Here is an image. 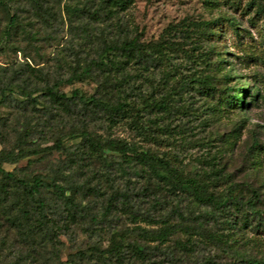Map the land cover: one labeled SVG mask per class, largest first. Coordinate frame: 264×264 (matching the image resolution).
<instances>
[{"label":"rangeland","instance_id":"rangeland-1","mask_svg":"<svg viewBox=\"0 0 264 264\" xmlns=\"http://www.w3.org/2000/svg\"><path fill=\"white\" fill-rule=\"evenodd\" d=\"M117 1L95 15L88 11H99L100 0H41L45 14L37 16L31 0H14L26 31L11 37L4 34L7 17L0 7V75L22 71L20 77L32 88L68 77L76 55L98 57L104 38L138 35L159 43L149 48V60L117 56L107 71L95 69L90 77L60 85L68 94L74 88L86 95L112 91L113 98L137 106L138 117L130 110L113 118L91 116L52 102L40 90L32 94L37 101H30L12 86L6 93L13 101L0 112V152L15 145L44 147L61 128L86 124L100 138L124 139L168 159L212 191L229 194L230 201L214 210L153 165L110 148L98 154L70 133L59 150L3 166L46 177L60 171L63 182L86 186L77 196L98 217L116 190L129 195L130 206L119 198L109 220H94L69 215L57 200L48 240L38 233L26 236L0 208V264H246L247 257L264 259V217L254 215L249 204L264 211V0ZM205 78L208 84L199 83ZM242 87L248 91L245 106L228 102ZM160 101L166 106H157ZM175 209L208 216L190 221L193 228H188ZM33 218L37 223L36 213ZM114 238L121 241L118 254L90 250L107 248Z\"/></svg>","mask_w":264,"mask_h":264},{"label":"trees","instance_id":"trees-1","mask_svg":"<svg viewBox=\"0 0 264 264\" xmlns=\"http://www.w3.org/2000/svg\"><path fill=\"white\" fill-rule=\"evenodd\" d=\"M31 1L35 7L34 13L37 16H44L45 12L41 10L43 8L41 0ZM13 2L14 0H0V7L7 17L4 34L10 37L16 34L20 29L26 31L20 22L19 12L14 9ZM113 2L118 3L117 0H100L99 9L97 8L99 11H91L89 9L88 12L90 14L93 12L95 15L102 14V11H106V6L111 5ZM72 12L74 11H71V13ZM156 45L158 46L159 43L150 44L141 41L138 35L132 37L124 36L122 38H104L98 57H92L90 60H82L79 58V55H76V61L70 65L68 77L54 78L52 82L46 81L40 87L32 88L27 79H22V77H20L21 73H23L22 71L14 69L9 76L2 74L0 75V112L2 106L13 101L12 96L8 95L6 90L12 86H17L19 87L20 94L30 101H37L36 98H32V94L40 90L43 94L48 95L52 102H57L69 109L79 107L83 113L91 116L105 114L106 117L113 118L125 110H130L132 115L138 117L139 113L137 106L131 105L126 98H113L114 93H112V91L109 92V94L111 93L112 95H108L104 89H97L94 93L86 95L82 93L80 89L74 88L71 93L68 94L61 90L60 85L64 81L72 82L75 79L90 77L93 75L95 69L107 71L109 62L114 61L117 63V58L119 60V57H139L143 60H149L152 56L149 48L155 49ZM104 59H107V61H104ZM108 81H110V77L105 75L102 79V83L107 85ZM192 81H195V79H192ZM199 83L208 84L206 78L204 81H199ZM236 92L238 93L234 97L232 94L228 97V102L240 107L245 106L246 102L243 98H245V94L248 91L242 87ZM242 92L243 96H240ZM156 105L159 107L166 106L163 101H160ZM70 133L81 136L85 143L98 154H101L104 149L110 148L122 155H132L145 163L153 165L156 169H160V173L163 172L166 175L170 183L172 182L179 185L181 188H185L196 200L211 206L214 210L224 208L230 201V197H228L229 194L212 191L207 183L200 181L196 176L186 174L182 170L172 166L168 159L151 152L143 151L138 146L124 139L100 138L98 135L94 134L86 124H82L80 127H72L69 130L61 128L55 136L54 142L50 145L38 148L15 145L7 151L0 152V208L3 209L6 219H8L11 224H18L23 227L26 236L34 238V234L38 233L43 235L44 239L48 240L52 238L51 234L52 231L55 230V226L50 221V210L53 207V203L57 200L61 201L64 210H67L69 215L75 217L80 214L89 216L94 220H109L112 208L119 198L130 206L129 195L123 190H116L106 199L103 205V212L101 216L98 217L93 213L92 209L84 205L82 199L77 196L80 193L86 192V186L74 181L63 182L60 171L56 170L55 175L46 177L40 173H17L3 166L5 162H15L19 158L31 154L55 149L59 150L64 144V136ZM45 192L50 193L54 199H50ZM249 204L254 210V215L259 218L264 217V211L254 209L255 207L252 201L249 202ZM174 211L188 228H193L190 221L198 222L199 220L206 219L208 216L206 214L193 216L185 215L179 209H175ZM34 213L37 214V223H33ZM35 227L36 229H34ZM120 244V239L114 238L107 248L101 249L95 246L91 247L90 250L102 256H114L120 251ZM137 249L142 250L140 247H137ZM68 262V260L60 261L59 264ZM245 262L246 264H264V259L259 257H247Z\"/></svg>","mask_w":264,"mask_h":264}]
</instances>
